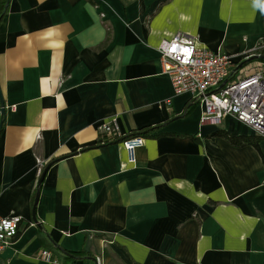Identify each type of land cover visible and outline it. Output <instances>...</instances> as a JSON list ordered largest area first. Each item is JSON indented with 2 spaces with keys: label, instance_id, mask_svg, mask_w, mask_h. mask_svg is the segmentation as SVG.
Instances as JSON below:
<instances>
[{
  "label": "crops",
  "instance_id": "0c3cea01",
  "mask_svg": "<svg viewBox=\"0 0 264 264\" xmlns=\"http://www.w3.org/2000/svg\"><path fill=\"white\" fill-rule=\"evenodd\" d=\"M176 35L248 71L264 64V0L9 1L0 216L22 226L0 264H55L39 253L60 250L83 251L74 264H264V138L236 148L211 135L255 134L230 116L200 124L161 70L158 46ZM112 119L121 135L159 126L133 164L119 141L96 145Z\"/></svg>",
  "mask_w": 264,
  "mask_h": 264
},
{
  "label": "built area",
  "instance_id": "2783aa9c",
  "mask_svg": "<svg viewBox=\"0 0 264 264\" xmlns=\"http://www.w3.org/2000/svg\"><path fill=\"white\" fill-rule=\"evenodd\" d=\"M262 48L260 44L258 52L247 55L242 61L248 62L253 57H259ZM158 52L162 73L169 78L173 92L191 95L202 108L200 124L219 127L224 118L230 116L253 134L264 138V64L253 63L248 71L245 65L232 72L233 57L221 49L211 51L200 47L193 39L181 35L163 40L158 46ZM98 132L99 145L124 136L120 134L115 119L99 125ZM144 142L143 136L119 141L127 153L128 163H135V151ZM42 167V162L38 161L37 177ZM21 226L22 221L18 216H0V251L17 237ZM39 256L51 259L47 251H41ZM97 262L99 264L98 259Z\"/></svg>",
  "mask_w": 264,
  "mask_h": 264
},
{
  "label": "trees",
  "instance_id": "16d2710c",
  "mask_svg": "<svg viewBox=\"0 0 264 264\" xmlns=\"http://www.w3.org/2000/svg\"><path fill=\"white\" fill-rule=\"evenodd\" d=\"M7 8L8 6H6V0H0V22L2 20V18L4 17V15L7 12ZM110 39V33H107L106 36V40L105 43H107ZM261 56H263L264 54V50L260 51ZM197 101L194 100L193 104L196 105ZM192 104V105H193ZM192 109V106H190ZM190 108H188L185 113L188 114ZM1 118V117H0ZM157 128H159V126L157 127H146L143 128L141 130L126 134L124 136H121L120 139L116 140L115 142H118L122 139L125 138H129L132 136H143V137H147L149 134H151L154 130H156ZM2 133V129L0 131V135ZM160 135H157L155 137H160ZM212 137H220L223 138L226 142H228L231 146L236 147V148H242V147H246V146H251L256 150H259V143L262 141V138L257 136V135H252V136H245V135H239V136H234L231 135L229 132L225 131V130H218L216 132H214L212 135ZM96 145L98 144V141L96 143ZM55 160L50 161L47 165H50L54 162ZM264 162V160H263ZM21 231V230H20ZM20 231L18 232V235L20 234ZM61 254H62V259H59L56 255H52L51 256V261L54 262L55 264H74L76 261H82V260H86L87 257H84V252H66L63 250H60Z\"/></svg>",
  "mask_w": 264,
  "mask_h": 264
},
{
  "label": "water",
  "instance_id": "95a60500",
  "mask_svg": "<svg viewBox=\"0 0 264 264\" xmlns=\"http://www.w3.org/2000/svg\"><path fill=\"white\" fill-rule=\"evenodd\" d=\"M9 1H10V0H6V6H8ZM5 113H6L5 104H4V100H3V98H2V94H1V92H0V117H1V118H0V131H1V129H2L3 122H4V119H5ZM49 167H50V166L47 165V167H45V168L43 169V171L41 172L40 177H39V179H38V184H39V185L41 184V182H42V180H43V178H44V176H45V174H46V172H47V170H48ZM36 202H37V197H36V199H35L34 204H36ZM34 206H35V205H34ZM32 220H33V222H34L38 227H40V225H38L37 220H36V218H35V216H34V212H33V214H32Z\"/></svg>",
  "mask_w": 264,
  "mask_h": 264
}]
</instances>
